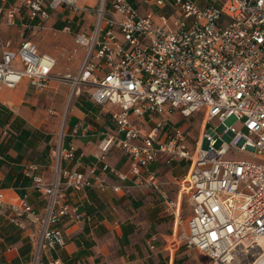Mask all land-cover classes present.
<instances>
[{
    "label": "built area",
    "instance_id": "2783aa9c",
    "mask_svg": "<svg viewBox=\"0 0 264 264\" xmlns=\"http://www.w3.org/2000/svg\"><path fill=\"white\" fill-rule=\"evenodd\" d=\"M79 1L0 0V19L13 24L25 10L24 26L35 34L53 14L67 11L56 30L72 35L82 57L76 74L59 78L71 96L84 88L91 101L118 106L111 113L115 132L102 139L100 159L116 148L131 162L125 170L104 162L102 170L161 192L158 175L143 171L161 154L187 159L189 168L176 183L191 214L184 220L181 200H168L176 223L172 246L180 243L177 229L185 222V245L205 254L209 264H236L240 255L248 264H264V0H96L93 9ZM78 12L92 16L87 29H75ZM56 65L32 36L17 46L0 41V91L23 79L43 91ZM202 110V132L190 150L186 131L169 128L168 119L174 111L189 117ZM230 116L236 125L225 123ZM224 133L232 137L219 142ZM62 137L50 150L51 181L37 164L25 170L48 199L43 212L25 197L8 202L0 189V207L7 206L14 220L38 224L32 264H63L58 257L40 259L43 249L65 244L56 225L77 216L58 196L62 185L76 191L123 188L98 175L96 164L88 171L65 167L75 147Z\"/></svg>",
    "mask_w": 264,
    "mask_h": 264
},
{
    "label": "crops",
    "instance_id": "0c3cea01",
    "mask_svg": "<svg viewBox=\"0 0 264 264\" xmlns=\"http://www.w3.org/2000/svg\"><path fill=\"white\" fill-rule=\"evenodd\" d=\"M66 12L63 9L53 14L47 22L49 27L59 29ZM20 18L24 19L22 24L28 22L25 10ZM91 22V15L78 12L75 29H87ZM10 34L14 33L6 31L8 38ZM44 36L52 40V45L45 50L38 47L39 51L55 56L57 61L61 58L59 46L73 40L71 34ZM25 38H18V44ZM55 72L43 91L35 90L27 79L0 91V189L6 200L25 197L37 211H44L48 199L35 189L25 170L30 164H37L44 179L51 181L54 174L50 150L62 136L64 145L75 147V157L64 162L65 167L88 171L96 164L98 175L123 188L118 192L98 187L76 191L62 185L58 196L77 216H65L56 225L65 244L43 249L40 259L46 262L58 257L63 264H173L178 258L173 253L178 244L172 246L171 241L176 223L167 203L182 200L176 181L187 172L189 161L161 154L150 163L143 174L155 172L161 192L148 185H130L131 179L120 182L104 172V162L121 170L131 163L126 153L116 148L109 149L100 159L102 139L115 132L111 113L118 106L91 101L86 89L71 96L69 84ZM187 210L184 212L182 204L184 220L191 214ZM37 234L36 222L14 220L7 206L0 207V264H32Z\"/></svg>",
    "mask_w": 264,
    "mask_h": 264
},
{
    "label": "rangeland",
    "instance_id": "374dc122",
    "mask_svg": "<svg viewBox=\"0 0 264 264\" xmlns=\"http://www.w3.org/2000/svg\"><path fill=\"white\" fill-rule=\"evenodd\" d=\"M79 4L86 5L93 9L95 7L96 0H86V1L81 0L79 1ZM22 14H23V11L21 15ZM21 15L16 16L15 22L13 24H7L4 22L3 19H0V41L2 40L5 41L6 39L12 38L11 42L14 45H17L18 40H19L18 38H20L21 40L22 38L32 36L33 41L36 42L39 49L45 50L47 46L52 45V42H51L52 40L45 37L44 36L45 34L51 37L52 36L61 37L63 35H68V33L66 32L56 30L57 29L56 27L50 28L49 27L50 25H48V23H46L47 26L45 28L38 30L35 34H32V29H28V28L25 29L24 24L21 23L24 21V19L20 18ZM155 19L158 23H160L158 15H155ZM6 31H11L14 34L8 35L10 37L8 38L6 36ZM74 48H75V44L73 40L69 42H64V44L59 46V51L61 52V58H58L55 70H53V71H56L55 73H60V75L65 72H70L72 75L76 74L78 65L82 57V50L77 49V51H75ZM83 91H84V88H82L81 93H83ZM202 114H203V110L200 112L199 111L194 112L189 117H184L178 111L176 112L174 111L171 114V116H169L168 123L170 124V126L168 125V127L170 128L171 126H176V127L183 128L186 131L187 145L188 147H190L189 148L190 150H194L193 147L195 146V142L198 136L202 132L203 121H204ZM236 122L237 121L235 120L234 116H230L225 120V123L227 125H231V124L236 125ZM212 123L217 124V121L216 120L212 121ZM231 137L232 136L230 134L224 133L222 134V137L219 138L218 140L219 142H222L223 140L227 142L229 141ZM203 145L204 146L207 145L206 138L203 142ZM187 199H188L187 195L183 194L181 202L183 204L184 212H188L187 209L191 210V205ZM186 230H187V227L185 225V222H183L182 225H180V227H178L177 229L180 235V238L182 236V239L180 243L178 244V247H176L175 251H173V253H175L174 256H177L178 257L177 259H180V261L182 262L181 264H208L209 258L205 254H203L202 252L198 250L188 248L185 245V241L183 238H184Z\"/></svg>",
    "mask_w": 264,
    "mask_h": 264
},
{
    "label": "bare ground",
    "instance_id": "6f19581e",
    "mask_svg": "<svg viewBox=\"0 0 264 264\" xmlns=\"http://www.w3.org/2000/svg\"><path fill=\"white\" fill-rule=\"evenodd\" d=\"M249 251H250V256H251V258H252L253 256H255V254L252 253V252H255V251H256L254 248H251ZM240 257H241V255L238 257V261H236V264H248V263L245 262V261L239 260Z\"/></svg>",
    "mask_w": 264,
    "mask_h": 264
},
{
    "label": "trees",
    "instance_id": "16d2710c",
    "mask_svg": "<svg viewBox=\"0 0 264 264\" xmlns=\"http://www.w3.org/2000/svg\"><path fill=\"white\" fill-rule=\"evenodd\" d=\"M60 28V27H59ZM182 262L180 261V259H174L173 264H181ZM209 264V261H208Z\"/></svg>",
    "mask_w": 264,
    "mask_h": 264
}]
</instances>
